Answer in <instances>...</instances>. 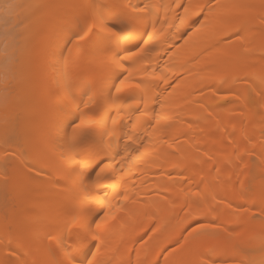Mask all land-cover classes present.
<instances>
[{"label":"bare ground","instance_id":"bare-ground-1","mask_svg":"<svg viewBox=\"0 0 264 264\" xmlns=\"http://www.w3.org/2000/svg\"><path fill=\"white\" fill-rule=\"evenodd\" d=\"M37 2L28 25L38 35L20 49L15 70L11 57L0 63V110L21 115L26 150L8 144L0 122V159L5 149L15 153L0 180H10L19 205L0 208V264L64 259L49 240L59 235L75 264H87L97 244L104 264L264 259L253 239L264 222L248 207L264 206V0ZM101 20L122 21L116 31L136 53L125 69L105 51L111 34ZM93 24L95 33L74 46V33ZM120 72L133 87L117 94ZM28 115L35 121L27 126ZM99 159L108 179L97 181ZM105 212L111 219L97 226ZM78 235L90 243L80 248ZM236 241L251 247L250 259Z\"/></svg>","mask_w":264,"mask_h":264},{"label":"rangeland","instance_id":"rangeland-1","mask_svg":"<svg viewBox=\"0 0 264 264\" xmlns=\"http://www.w3.org/2000/svg\"><path fill=\"white\" fill-rule=\"evenodd\" d=\"M38 11L39 5L37 0H0V63L2 61L8 62V59L11 57L12 60H9L10 70H15L19 66L17 58H19L20 49L23 46L28 45V42L31 41L33 38H36L35 35H38V32H36L35 28L28 25L30 18L37 15ZM13 55H15V57ZM5 82L6 80L3 79V73L1 71L0 64V84H3ZM9 82L8 85L13 87L10 90L15 89L16 85L11 81ZM7 115L8 114L4 112L3 109L0 110V122L5 123L3 136L5 140H7L8 144H10V146L13 145L18 150H24L25 146L21 140V135L18 132V127L16 126L21 115L16 116L12 119L8 117L9 115ZM32 116L28 119L29 123H27V126L28 124H31L35 121V117ZM25 151L26 150H24V152ZM5 154V151H3L1 157ZM29 154L32 155L33 153L29 152ZM29 158L32 160V157ZM30 159L28 160L30 161ZM0 167L3 169V171L4 169L7 170V161H2V159H0ZM253 173L255 172L253 171ZM5 177L6 176H4V178ZM6 179L0 180V208L2 211L9 210L15 213L19 209V205L17 204L18 201L16 202L14 192L11 191L12 189H9V186L11 187V185H9L10 180L7 181L8 179ZM36 224L37 223L34 221V226ZM236 243L237 241L234 244L235 248H237V250L239 248L240 252L243 253V255H240L246 256V259H250L254 253V251L250 249L251 247H248L247 244H241L243 247H237L238 244L240 245V242L238 241V243ZM224 264L236 263L232 260H228L225 261Z\"/></svg>","mask_w":264,"mask_h":264},{"label":"snow or ice","instance_id":"snow-or-ice-1","mask_svg":"<svg viewBox=\"0 0 264 264\" xmlns=\"http://www.w3.org/2000/svg\"><path fill=\"white\" fill-rule=\"evenodd\" d=\"M133 8H136V5L132 6ZM181 7H184L183 4H178L177 5V10ZM207 7L205 6H201V12L200 14H203V8ZM185 11L187 12V9H185ZM133 15L135 16H139L141 15V12H133ZM122 23V21L120 20H115L113 22H108L106 20H101V24L105 27V30L110 33L111 35H109L108 37H106V39L109 42V47L105 49V51L108 53V55L111 57V59H113L116 63V67L117 69H125V61H128L129 59H131V57H133L134 55H136V53L132 52L128 47L125 46V44L120 40V35L117 33L116 31V25ZM181 23H183V18H181ZM82 31V35L80 33H74L75 39L72 42V44L74 46H76L77 48L81 47V42L85 41L86 39L90 38V34L91 33H95L96 28L93 25L91 26H86V30L85 29H81ZM233 35H238L237 32L232 33ZM149 36H151V33L148 34ZM227 38V37H226ZM148 41L145 40L144 44H147ZM113 45H115L113 47ZM140 51L143 50V46L140 47L139 49ZM123 53V57L120 59H117V57H120V54ZM120 76H123V72H120L119 76H115L116 80H119V83L116 84L115 82H113V86L115 87L116 93L120 94L124 89L128 88H132L133 85L129 84L128 81V77H124L123 79H120ZM261 80H264V77H261ZM131 98V96H130ZM226 98V97H225ZM67 101L70 104H76L77 109L79 108V103L77 101L76 98V94L72 89H68L67 90ZM114 103L116 102L115 100L113 101ZM137 111L139 110V108L137 107L136 109ZM121 110H117L116 115L113 117V124H116L118 119H122V116L120 114ZM147 110H145V115H147ZM131 122V121H129ZM72 127H73V131L75 132L76 129H79L81 127L84 126V119L81 118L79 119V122L73 120L72 122ZM129 139L131 140V137H129ZM5 155L3 156V159L5 161L9 160L12 156H15V153H8V149H5ZM77 167H80L82 169H85L87 167H89L91 165V161H89L86 164H81L79 161L75 162ZM95 167L99 168L100 171L97 172V181H99L100 179H108L107 176H104V170L105 168L109 167L108 164H105V160L104 159H99L98 161L95 162ZM95 170V169H93ZM243 207V206H240ZM249 208L252 209H256L259 208L258 213H255L252 216V219H257L259 218L262 222H264V206H259L256 203H252L248 206ZM105 219H111V217L108 216V213L105 212L103 216L100 217V220L97 221V226H99L100 224H102L104 222ZM193 222L194 223H198V220L195 219V217L193 218ZM214 223V222H213ZM189 227H191V225H189ZM193 232H197L198 229L197 228H193L192 229ZM78 241H79V246L80 248H84L86 247L90 241L88 240V238L86 236H79L78 235ZM93 240L96 239V237L92 238ZM254 240H256L261 248H264V224H262L259 232L257 235H255L253 237ZM49 240H56L57 243L61 246V251L63 253L64 259H54L51 264H75L74 262V257H73V249H72V245L67 243L64 239V237L62 235L53 237V236H49ZM7 247V246H6ZM102 247V244H97L96 245V251H92L91 252V256L89 258H87V264H104V261L101 259H98V255L100 252V248ZM164 251H167V249H164ZM10 254L14 255L15 254V250H11ZM162 254V253H161ZM21 264H28L27 261H23L21 262ZM154 264H160V261L157 259L156 261H154ZM255 264V262H254ZM258 264H264V259H261Z\"/></svg>","mask_w":264,"mask_h":264}]
</instances>
